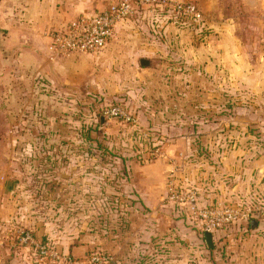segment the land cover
<instances>
[{
    "label": "rangeland",
    "instance_id": "1",
    "mask_svg": "<svg viewBox=\"0 0 264 264\" xmlns=\"http://www.w3.org/2000/svg\"><path fill=\"white\" fill-rule=\"evenodd\" d=\"M162 9L146 13L139 21L125 25L107 49L93 58L90 66L94 64V70L88 68L83 91L77 93L74 88L70 94L72 106L67 110L70 111L68 117L73 124V133L66 142L39 139L43 129L32 127L28 128L22 140L21 129L13 123L14 120L6 124L0 119V185L1 176H10L16 187L11 194L12 199L22 206L19 215L31 221L36 229L39 226L40 239L55 250L79 242L83 231L96 235L100 226L106 225V216L122 217L130 213L125 201L135 199V196L129 190V163L158 159L159 149L173 137L190 138L195 151L190 158L192 164L198 162V165L204 164L211 170L222 166L218 155L227 148L238 149L241 146L237 139L240 135L248 139L243 148L250 156L253 155V160L260 161V153H264V112H260V98L247 97L242 93L241 89L247 85L241 80H232L227 86L224 80L214 83L207 73L198 75V71L203 70L186 62L185 57L178 63L159 67L154 75L136 76L140 70L138 59L153 57L158 62L169 61L172 52L181 50L188 53L191 50L189 46L196 40L206 44V36L212 33L205 19V26H196L173 20ZM242 14L246 15L245 12ZM245 35L254 40L260 37L256 32ZM7 36L6 31L0 30V46ZM177 43H182L183 47L180 45L176 49ZM147 45H153L158 52H151V47L147 51ZM255 49L263 52L260 45ZM252 70H258V73L248 80L249 86L264 91V64L254 63ZM227 87L239 90L229 95L223 91ZM18 98H21L19 92L15 97L16 106L20 104ZM28 103L31 107L25 115L32 118L36 115V105L32 104L36 102L31 99ZM114 105L128 110L138 124L125 125L116 120L103 130L98 117L104 109ZM22 108H16L14 116L19 115ZM36 118L38 120V116ZM241 123L247 126L240 128ZM22 153L25 154L24 159ZM66 167L73 168L78 175L70 177L71 190H64L63 186ZM203 167L201 169L205 173ZM80 169L86 174L82 180H79ZM150 169L145 167L140 171L147 174ZM57 171L61 176L55 179ZM159 176L157 181H160ZM250 186L264 203V179L260 180L257 171L251 176ZM1 189L0 186V193ZM23 202L26 204L22 205ZM18 228L29 229L21 223L9 228L5 221L0 220V258L3 264L18 263L14 253L10 259L11 251L15 249H11L12 245L4 240ZM224 233L226 240H221L222 244L218 242V254L222 259L229 255L236 259L253 258L247 255V251L260 246V264H263L264 220L257 230L247 223ZM253 236L260 241L259 245L249 242L248 238ZM12 238L14 242L16 237Z\"/></svg>",
    "mask_w": 264,
    "mask_h": 264
},
{
    "label": "crops",
    "instance_id": "2",
    "mask_svg": "<svg viewBox=\"0 0 264 264\" xmlns=\"http://www.w3.org/2000/svg\"><path fill=\"white\" fill-rule=\"evenodd\" d=\"M110 1H2L0 30L6 31L8 36L5 41H1L0 46V119L6 124L14 120L13 123L21 129L22 140L31 127L36 130L43 129L44 133L40 132L39 139L45 138L54 142L58 139L66 142L67 138H70L73 133V124L68 117L70 111L67 110L72 106L70 94L74 88L77 93L83 91L88 68L90 71L94 70V64L90 66L94 57L73 54L69 57L53 59L50 33L62 29L83 15L106 10ZM177 1L197 5L212 30V33L210 32L205 38L206 44L196 40L192 46H189L191 50L188 53L185 54L181 50L177 53L172 52L169 61L158 62L153 57L138 59L140 70L136 76L140 78V75L144 77L151 76L152 73L154 75L159 67L178 63L185 57L186 62H191L198 70H203V72L198 71V75L207 73L214 83L224 80L227 86L232 80H241L247 85L246 88L241 89L242 93L247 97L258 96L260 112H264L263 89H254L248 84V80L258 73V70H252L254 63L264 64V0ZM128 23L130 22L121 24L115 35ZM248 32L260 33V37H256L258 40L247 38L245 34ZM180 45L183 47L182 43H177L176 49ZM258 45L262 47V53L255 49ZM149 47L151 52H158L153 45H147L145 47L147 51ZM143 59L149 61L150 65L141 66L140 61ZM236 90L239 89H228V87L223 89L229 95H234L232 91L236 92ZM18 92L21 98H18L20 104L16 106L15 97ZM68 96L70 99L67 98ZM31 99L36 102L32 104V106L36 105V115L32 118L25 115L27 109L31 107L28 103ZM18 107H23L22 111L19 109V115L14 116ZM21 114H24L22 118ZM115 121L105 119L103 123L101 120V127L104 130ZM246 126V123L240 124V128ZM237 139L241 146L238 149L227 148L223 154L218 155L222 166L217 169L212 168L213 170L207 169L204 164H202L204 167L198 165L200 164L198 162L192 164L190 158L195 151L191 145L193 141L191 142L187 137L178 136L167 140L165 146L159 149L161 152L159 158L151 162L141 163L130 159L132 162L129 163L127 171L131 181L129 190L135 196V199L125 201V207L131 210L130 213H125L122 217L106 216V225L100 226L96 235L83 231L79 242L57 247L56 251L74 260V255L89 256L97 250L109 255L111 264H189L193 261L199 264H260V246L255 250L251 248L250 252L247 251V255L254 256L253 258L236 259L229 255L222 259L218 254V242L222 244V241L226 240L224 231L213 234L215 247L209 249L205 234L192 223L188 213L167 200L169 180L173 176L183 187H194L198 190L201 206L217 202L248 205L260 201L256 190H252L250 186V180L256 171L260 173V180L264 179V153H260V161L253 160V155L250 156L243 148L248 140L246 136L240 135ZM21 156L24 159L25 154L22 153ZM215 156L218 157L217 154ZM152 165L156 166L152 167ZM145 167L152 169L144 174L140 170ZM202 167L205 168V173L202 172ZM59 172L54 174L55 179L61 176ZM74 172L76 170L70 167L64 169V190H71L73 185L70 177L74 175L78 177ZM78 172H80L79 180H82L85 173L82 169ZM159 174L160 181H157ZM1 180L0 220L5 221L9 228L21 223L29 227V230L34 229L31 231L35 238L43 241L39 236V226L36 229L31 221L19 215L22 206L20 202L12 199L11 194L16 187L10 176H1ZM55 184L56 181L52 185L54 189ZM25 204L23 202L22 205ZM261 222L263 219L260 217L257 229H260ZM13 236L14 234L10 233L4 240L12 245L11 249H15L11 254L7 252L8 255L10 254V259H13L14 253L18 263L13 261L7 264H65L41 259L29 247H14ZM255 237L248 238L249 242L259 245L260 241ZM221 259L222 263H220ZM85 261L74 260L73 264H84ZM0 264H3L1 258Z\"/></svg>",
    "mask_w": 264,
    "mask_h": 264
},
{
    "label": "built area",
    "instance_id": "3",
    "mask_svg": "<svg viewBox=\"0 0 264 264\" xmlns=\"http://www.w3.org/2000/svg\"><path fill=\"white\" fill-rule=\"evenodd\" d=\"M160 8L173 20L205 26L203 14L197 5L177 0H111L108 8L102 12L83 15L71 21L60 30L50 33L52 58H64L73 54L97 57L102 54L115 36L117 28L127 22L139 21L149 12ZM119 120L125 125H136L137 120L128 110L119 105L104 109L101 118ZM160 156V155H159ZM167 200L186 211L192 223L200 231L216 234L242 224H250L254 213H260L264 220V203L233 204L217 202L201 206L198 190L183 187L173 176L169 180ZM13 242L14 247H29L41 259L73 264L74 260L58 253L49 243L39 241L33 232L18 228ZM13 236V237H14ZM84 264H111V257L101 251H94ZM189 264H199L193 261Z\"/></svg>",
    "mask_w": 264,
    "mask_h": 264
},
{
    "label": "water",
    "instance_id": "4",
    "mask_svg": "<svg viewBox=\"0 0 264 264\" xmlns=\"http://www.w3.org/2000/svg\"><path fill=\"white\" fill-rule=\"evenodd\" d=\"M3 0H0V4ZM141 66L146 67L150 65V62L147 60H141L140 61ZM50 67H52V64L50 65ZM102 122L104 123L105 118L102 117L101 118ZM261 215L260 213H254L253 214V223L251 225L252 229H257L258 228V220L260 219ZM205 239H206V244L208 246L209 249H214L215 245H214V241H213V234L212 233H205ZM87 260L88 259V254L87 255H83L82 257H80L79 255H74V260Z\"/></svg>",
    "mask_w": 264,
    "mask_h": 264
},
{
    "label": "trees",
    "instance_id": "5",
    "mask_svg": "<svg viewBox=\"0 0 264 264\" xmlns=\"http://www.w3.org/2000/svg\"><path fill=\"white\" fill-rule=\"evenodd\" d=\"M99 121H98V123H99V126L101 127V115H99ZM252 223H253V220L250 222V225H252Z\"/></svg>",
    "mask_w": 264,
    "mask_h": 264
}]
</instances>
